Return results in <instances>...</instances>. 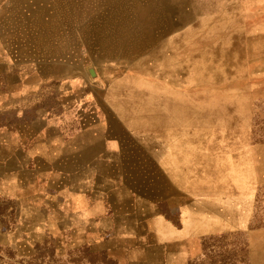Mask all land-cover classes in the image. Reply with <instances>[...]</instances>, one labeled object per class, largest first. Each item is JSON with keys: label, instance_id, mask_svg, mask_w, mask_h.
Returning a JSON list of instances; mask_svg holds the SVG:
<instances>
[{"label": "rangeland", "instance_id": "374dc122", "mask_svg": "<svg viewBox=\"0 0 264 264\" xmlns=\"http://www.w3.org/2000/svg\"><path fill=\"white\" fill-rule=\"evenodd\" d=\"M46 69L81 80V95L123 85L143 111L191 121L200 164L246 176L247 216L188 264H264V0H0V98ZM56 96L50 85L40 104L61 112ZM76 103L95 119L93 100ZM10 207L0 201L2 264H130L116 233L19 231Z\"/></svg>", "mask_w": 264, "mask_h": 264}, {"label": "crops", "instance_id": "0c3cea01", "mask_svg": "<svg viewBox=\"0 0 264 264\" xmlns=\"http://www.w3.org/2000/svg\"><path fill=\"white\" fill-rule=\"evenodd\" d=\"M51 71L0 98V201L15 230L116 233L130 264H188L207 237L245 228L246 176L200 164L179 111H143L112 82L81 95V80ZM50 85L61 112L40 104ZM92 100L95 119L76 106Z\"/></svg>", "mask_w": 264, "mask_h": 264}, {"label": "water", "instance_id": "95a60500", "mask_svg": "<svg viewBox=\"0 0 264 264\" xmlns=\"http://www.w3.org/2000/svg\"><path fill=\"white\" fill-rule=\"evenodd\" d=\"M89 72L92 77H96V71L94 69H90Z\"/></svg>", "mask_w": 264, "mask_h": 264}]
</instances>
